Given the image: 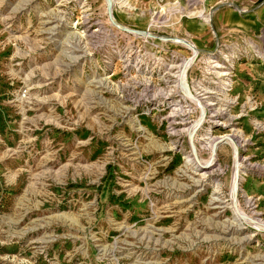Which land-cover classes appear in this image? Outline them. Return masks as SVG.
I'll return each instance as SVG.
<instances>
[{
  "label": "rangeland",
  "instance_id": "374dc122",
  "mask_svg": "<svg viewBox=\"0 0 264 264\" xmlns=\"http://www.w3.org/2000/svg\"><path fill=\"white\" fill-rule=\"evenodd\" d=\"M0 264H264V0H0Z\"/></svg>",
  "mask_w": 264,
  "mask_h": 264
},
{
  "label": "water",
  "instance_id": "95a60500",
  "mask_svg": "<svg viewBox=\"0 0 264 264\" xmlns=\"http://www.w3.org/2000/svg\"><path fill=\"white\" fill-rule=\"evenodd\" d=\"M109 2V8H108V10L110 11V1H108ZM155 37H158V36H156V35H154ZM166 38H170V39H172V37H166Z\"/></svg>",
  "mask_w": 264,
  "mask_h": 264
},
{
  "label": "built area",
  "instance_id": "2783aa9c",
  "mask_svg": "<svg viewBox=\"0 0 264 264\" xmlns=\"http://www.w3.org/2000/svg\"><path fill=\"white\" fill-rule=\"evenodd\" d=\"M245 1H246V0H245ZM248 1L252 2L253 0H248Z\"/></svg>",
  "mask_w": 264,
  "mask_h": 264
},
{
  "label": "bare ground",
  "instance_id": "6f19581e",
  "mask_svg": "<svg viewBox=\"0 0 264 264\" xmlns=\"http://www.w3.org/2000/svg\"><path fill=\"white\" fill-rule=\"evenodd\" d=\"M114 1V0H113Z\"/></svg>",
  "mask_w": 264,
  "mask_h": 264
}]
</instances>
